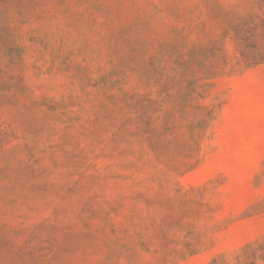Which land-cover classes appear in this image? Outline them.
<instances>
[{"label":"rangeland","instance_id":"rangeland-1","mask_svg":"<svg viewBox=\"0 0 264 264\" xmlns=\"http://www.w3.org/2000/svg\"><path fill=\"white\" fill-rule=\"evenodd\" d=\"M0 264H264V0H0Z\"/></svg>","mask_w":264,"mask_h":264}]
</instances>
